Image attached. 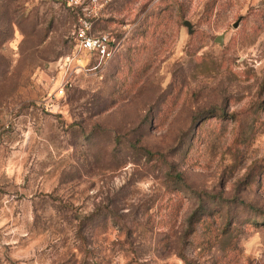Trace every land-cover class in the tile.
<instances>
[{"label":"rangeland","instance_id":"obj_1","mask_svg":"<svg viewBox=\"0 0 264 264\" xmlns=\"http://www.w3.org/2000/svg\"><path fill=\"white\" fill-rule=\"evenodd\" d=\"M96 9L0 0V264H264V0Z\"/></svg>","mask_w":264,"mask_h":264},{"label":"built area","instance_id":"obj_2","mask_svg":"<svg viewBox=\"0 0 264 264\" xmlns=\"http://www.w3.org/2000/svg\"><path fill=\"white\" fill-rule=\"evenodd\" d=\"M65 2L69 8L79 9L82 16L73 33L77 52L88 53L100 63L111 60L115 55L116 43L114 42L113 45L109 34L97 32L94 28L99 18L96 7L101 0H65Z\"/></svg>","mask_w":264,"mask_h":264},{"label":"water","instance_id":"obj_3","mask_svg":"<svg viewBox=\"0 0 264 264\" xmlns=\"http://www.w3.org/2000/svg\"><path fill=\"white\" fill-rule=\"evenodd\" d=\"M240 20H241V18H240ZM240 20H239V21H240ZM239 21H238L237 23L234 24V27H238V25H239ZM185 24L189 26L190 31H191V25H190V23H189L188 21H186ZM217 42H219L220 44H223L224 40H223L222 37H218V38H217Z\"/></svg>","mask_w":264,"mask_h":264},{"label":"trees","instance_id":"obj_4","mask_svg":"<svg viewBox=\"0 0 264 264\" xmlns=\"http://www.w3.org/2000/svg\"><path fill=\"white\" fill-rule=\"evenodd\" d=\"M74 10H76V11H78V12H80V10L79 9H74ZM115 43L113 42V45H114ZM201 117V116H200ZM148 154H154V153H151V152H147ZM154 155H156V154H154ZM244 205H246L247 207H249V208H251V209H255V210H258L254 205H252V204H245V202H242Z\"/></svg>","mask_w":264,"mask_h":264}]
</instances>
